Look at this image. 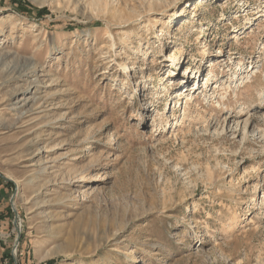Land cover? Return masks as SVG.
I'll return each instance as SVG.
<instances>
[{"label":"rangeland","instance_id":"obj_1","mask_svg":"<svg viewBox=\"0 0 264 264\" xmlns=\"http://www.w3.org/2000/svg\"><path fill=\"white\" fill-rule=\"evenodd\" d=\"M0 264H264V0H0Z\"/></svg>","mask_w":264,"mask_h":264},{"label":"bare ground","instance_id":"obj_2","mask_svg":"<svg viewBox=\"0 0 264 264\" xmlns=\"http://www.w3.org/2000/svg\"><path fill=\"white\" fill-rule=\"evenodd\" d=\"M199 68V67H198ZM254 71H256L255 70V68L254 69H251L250 70V72L249 73H253ZM186 73V75L188 74V73H191V72H194L193 71V69H187L186 71H185ZM199 73V71L196 73V75ZM194 74V73H193ZM257 74V73H256ZM256 74H253L252 75V77H256L257 75ZM197 77V76H196ZM186 79V78H185ZM197 79L198 80H196V82H195V84H194V86L192 87V93L193 94H195L197 91H199L200 90V81H201V75H199L198 77H197ZM186 83H187V81H186ZM226 85V84H225ZM225 85H224V83H219V82H217V83H215V87H214V93L215 94H217V93H220V91L221 90H223V93L222 94H224L225 92H229L230 93V89H229V87H227V88H225ZM224 88V89H223ZM188 91V90H187ZM191 93V92H190ZM203 94H204V91H203ZM183 94L182 93H179V92H177V95L175 96V98H179V97H181ZM186 97H188V95L187 96H185V98ZM220 97V96H219ZM223 97V96H222ZM217 98V96H215V97H213V99H216ZM225 99H224V101L222 102L223 104H225V101L228 99V97H224ZM179 102V101H178ZM222 103L219 101V100H217V104L218 105H222ZM178 104V103H177Z\"/></svg>","mask_w":264,"mask_h":264},{"label":"trees","instance_id":"obj_3","mask_svg":"<svg viewBox=\"0 0 264 264\" xmlns=\"http://www.w3.org/2000/svg\"><path fill=\"white\" fill-rule=\"evenodd\" d=\"M12 1H13V3H19L20 2V0H12ZM45 12H47V10H42L39 13L44 14Z\"/></svg>","mask_w":264,"mask_h":264}]
</instances>
